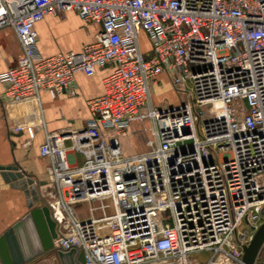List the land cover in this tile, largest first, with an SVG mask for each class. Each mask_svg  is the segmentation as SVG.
I'll list each match as a JSON object with an SVG mask.
<instances>
[{
	"label": "built area",
	"instance_id": "built-area-1",
	"mask_svg": "<svg viewBox=\"0 0 264 264\" xmlns=\"http://www.w3.org/2000/svg\"><path fill=\"white\" fill-rule=\"evenodd\" d=\"M66 10L97 31L41 55L35 22ZM6 26L21 52L0 72L4 102L73 95L76 71L109 67L85 125L45 131L38 146L54 190L49 264L71 248L80 264H240L264 220V0H0ZM160 73L176 103L152 102ZM133 121L150 122L153 140L127 154L119 139Z\"/></svg>",
	"mask_w": 264,
	"mask_h": 264
},
{
	"label": "crops",
	"instance_id": "crops-1",
	"mask_svg": "<svg viewBox=\"0 0 264 264\" xmlns=\"http://www.w3.org/2000/svg\"><path fill=\"white\" fill-rule=\"evenodd\" d=\"M72 20L74 23H71ZM69 24H73L74 29L80 34L74 44L63 46L59 40ZM82 25L91 29L80 30ZM34 26L37 32V49L43 56L69 49L79 50L84 43L93 38L98 29L97 24L81 20L73 10L57 14L47 13L37 20ZM20 52V46L12 28L8 26L0 28V72L14 64ZM108 69V66L99 67L92 74L76 71L74 74L75 94L62 93L55 98L50 97L45 90H40L38 95H29L17 101L4 102L3 85L0 82V164H10L15 160L28 175L38 182L44 201L53 196L54 191L46 169L48 159L40 156L38 152V146L44 140V133L45 131L82 128L89 115L86 100L102 92L101 79ZM159 76L166 79L177 102L178 95L172 88L168 76L165 73H160L157 77ZM152 93L151 90V99ZM152 102L156 105L166 103L153 99ZM167 104L173 103L168 102ZM137 122L139 121L131 122L127 129H131ZM29 128L32 136L29 135ZM119 140L124 153L139 152L143 149L141 147L135 151H128L124 143H121V139ZM81 160V155L75 154L76 163H80ZM50 202L54 208L58 209L56 198L51 199ZM29 208L23 190L11 186L0 176V235L10 226H15L14 232L18 244L17 248H12L13 251L7 254L9 259L7 262L13 263V260L20 256L22 260L18 264H49L53 260L51 249L42 248V238L38 235L30 217H27ZM3 254L2 251L0 264H3L1 259Z\"/></svg>",
	"mask_w": 264,
	"mask_h": 264
},
{
	"label": "water",
	"instance_id": "water-1",
	"mask_svg": "<svg viewBox=\"0 0 264 264\" xmlns=\"http://www.w3.org/2000/svg\"><path fill=\"white\" fill-rule=\"evenodd\" d=\"M0 176L4 181H7L11 186L19 187L23 190L27 198L29 211L27 217H30L32 223L42 238L41 244L43 249H51L52 238L55 236V222L50 215L49 206L41 196L38 182H35L32 176L28 175L23 168L13 160L10 164H0ZM38 203V204H37ZM15 226H10L0 235V254L3 264H18L22 259H14L13 263L9 261L7 254L11 253L12 248H17ZM44 233V235H43ZM5 248V249H4ZM264 250V220L259 224L254 231L252 238L247 245L243 246L242 262L240 264H251L255 259L259 258L260 252ZM60 264H80L74 262L73 249L57 250L56 251ZM6 257V260H5ZM80 257V255H79Z\"/></svg>",
	"mask_w": 264,
	"mask_h": 264
},
{
	"label": "rangeland",
	"instance_id": "rangeland-1",
	"mask_svg": "<svg viewBox=\"0 0 264 264\" xmlns=\"http://www.w3.org/2000/svg\"><path fill=\"white\" fill-rule=\"evenodd\" d=\"M71 23H74L72 20ZM77 24V23H76ZM79 25V24H78ZM75 25V26H78ZM91 29L88 26L82 25V28L80 30H87ZM80 33L74 29L73 24H69L65 27L64 33L61 36L59 43L63 46L72 45L76 41L77 36ZM140 46L143 51L148 50L149 46L147 43V39L141 35L140 36ZM152 99L154 101H162L166 102L163 104H167L168 102L175 103V94L170 88L168 82L163 77L159 76L157 77L156 83L152 86ZM121 143L123 142L125 145V149L128 151H135L141 147L145 150L150 147L152 143V134H151V126L150 122L148 121H141L137 122L131 129H126V133L120 137ZM143 145V146H142ZM140 150V151H141ZM92 200L90 202H87L84 204V206L87 208L90 204H92ZM139 220L143 223V220L141 217ZM246 227V224L244 221L241 222L240 229ZM52 253V252H51ZM208 253L206 251L201 252H193L189 254V257L191 259L197 258L199 261L205 260Z\"/></svg>",
	"mask_w": 264,
	"mask_h": 264
},
{
	"label": "bare ground",
	"instance_id": "bare-ground-1",
	"mask_svg": "<svg viewBox=\"0 0 264 264\" xmlns=\"http://www.w3.org/2000/svg\"><path fill=\"white\" fill-rule=\"evenodd\" d=\"M53 207H54V206H53ZM54 209H55V211L59 210V206H58V209H57V208H54ZM56 209H57V210H56ZM57 212L60 214L61 211L59 210V211H57ZM138 222L141 223V224H143V223L139 220V218H138Z\"/></svg>",
	"mask_w": 264,
	"mask_h": 264
}]
</instances>
